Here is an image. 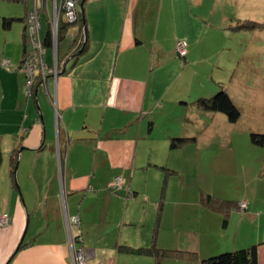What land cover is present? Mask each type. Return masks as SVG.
Returning <instances> with one entry per match:
<instances>
[{
  "label": "crops",
  "instance_id": "0c3cea01",
  "mask_svg": "<svg viewBox=\"0 0 264 264\" xmlns=\"http://www.w3.org/2000/svg\"><path fill=\"white\" fill-rule=\"evenodd\" d=\"M225 2L86 0L84 52L68 62L81 23L64 24L57 56L65 71L39 83L33 96L26 93L21 67L31 46L24 41L26 21L40 7L42 33L49 34L56 5L0 0V18H16L9 29L0 28L5 42L14 24L20 25L18 37L0 52V216L10 218L0 227V264H73L67 215L80 217L76 245L85 248L90 264H154L152 256L121 247L154 242L167 247L183 233L190 234L189 246L200 254L211 244L229 250L259 244L264 264V208L260 220L250 212L238 216L243 223L234 227V209L224 224L221 212L204 203L202 194L195 196L196 180L205 192H217L216 172L230 154L216 150L214 141L221 126L234 130L225 114L197 103L222 85L234 100L230 85L237 61L223 53L227 20L217 17ZM179 41L188 45L184 58L176 49ZM55 56L54 47H48L45 60L51 65ZM6 59L9 65L2 64ZM181 137L189 141L171 148V139ZM214 172L215 186L208 179ZM117 176L126 179L134 195L110 190ZM32 214L44 220L33 233L49 239L43 248L26 243L13 256Z\"/></svg>",
  "mask_w": 264,
  "mask_h": 264
},
{
  "label": "rangeland",
  "instance_id": "374dc122",
  "mask_svg": "<svg viewBox=\"0 0 264 264\" xmlns=\"http://www.w3.org/2000/svg\"><path fill=\"white\" fill-rule=\"evenodd\" d=\"M236 1V5L231 4V0H226L225 5L222 3L220 8L223 10L225 9V11L221 10L220 12H217V17L224 15L225 19L227 20V22H224L225 24L222 23L225 30L229 33L228 38L224 41V46L226 49L223 50V53H225V55L227 54V56H234L237 61L236 68L233 70L234 73L231 76L232 82L230 88L232 95L234 96L235 104L241 112V117L236 123H228L232 125L234 130H229L226 127V129H224L222 126L220 127V137L217 138L218 140L214 141L215 149H221V153L230 154L229 161L227 163H221L218 172H216L219 186H217L218 188H214L217 190V192L214 193V191L209 188L207 193L223 200H238L237 204L235 203L236 206L234 207V210L238 215H234L236 220L235 225L233 226L239 227L240 223H243V221L239 222L241 217L238 216H244L252 212L258 215V220H260L261 213L263 212L264 208V175L262 172L264 170V150L262 147L253 144L250 139V135L253 132L264 133V0ZM1 8L4 9V7ZM246 10L249 12H246ZM1 13L7 12L3 10ZM1 15L0 28L1 26L3 27V17L6 14ZM249 21L258 24L256 27L251 29L237 28L240 26V24ZM62 22H64V16L62 18ZM14 27L15 28L11 29L10 32H7L9 33V40L6 42V33L3 31V28V30L0 29L2 32H4V34L2 33L0 35V52L3 50V46L5 47L6 43L12 42V38L15 39L18 37L20 25L16 23L14 24ZM21 30L22 28L20 29V32ZM66 40L68 42L70 39L68 38ZM187 47L188 45H186V48ZM179 48L180 50L185 49L183 44H181ZM29 50H31V46L29 47ZM179 56L182 57L180 54ZM19 59L20 58H18V60ZM223 134H232L234 137L230 138V140H227ZM222 149H225V152ZM233 153L234 155H232ZM216 173L214 172L208 177L209 183H211V185H214V176ZM118 177L123 176H117L116 178ZM172 180L176 179L174 178ZM190 180L195 181L196 176ZM114 181L111 183L110 187ZM172 185H176V181H174ZM194 186L198 188V190L195 191V196H197L198 193V196L200 197L205 191L202 189L203 186H201V182L196 180ZM124 189H127L128 195H130L132 192L128 184H126V186L121 190ZM110 190L113 192L121 191L111 188ZM163 190L164 184L162 183L157 195L161 196ZM250 200H252L255 205L253 203L248 205V201ZM87 205L88 202L84 204L83 208L85 209ZM33 215L34 214H32V216ZM43 222L44 220H37L35 215L32 217L31 221H27L26 227L24 229L25 231L26 228H28L27 234L25 235V243L33 242L34 245L32 246L34 248L42 247V245L45 246L49 238H47L45 234L43 236L38 232L35 234L33 233L34 229L36 227H40ZM221 223L223 225V217H221ZM86 227L87 221H85L83 225L84 232ZM263 228L264 220L261 222V229ZM189 235L190 234L188 233H183L181 235L177 234L174 237L176 241L175 244H168L170 246L162 247L163 250H168V254L161 259L162 264H201L203 258L218 255L227 251H232L227 248L228 246L220 245L213 247L211 244L210 250L206 254H195L192 252L193 249L189 246L191 242V237ZM21 238L19 240H21ZM77 240L78 239L74 240L75 245ZM68 241L70 242V239L67 240V246ZM26 246L28 245H25L24 247ZM76 247H80L78 246V243ZM74 249V245H72V252H74ZM39 250L41 251V249ZM74 257L75 260H77V254H72V262ZM38 260L39 259H36V262ZM151 260L154 261L155 264L156 259L151 257Z\"/></svg>",
  "mask_w": 264,
  "mask_h": 264
},
{
  "label": "trees",
  "instance_id": "16d2710c",
  "mask_svg": "<svg viewBox=\"0 0 264 264\" xmlns=\"http://www.w3.org/2000/svg\"><path fill=\"white\" fill-rule=\"evenodd\" d=\"M15 19L16 18H13V17H6V16L3 17V28L9 29ZM79 22L81 23L80 30H79V33H81V39L82 37H85L86 34H85L84 22L82 18V21H76V23H73V24H70L67 22L61 23L60 28H59V38L62 36L63 30H64L63 28L64 24L65 26H72V25L80 24ZM257 24L258 23L249 21V22L240 24V26H238L237 28H240V29L250 28L251 29V28L256 27ZM26 29L27 27H25V30H24L25 43L27 42ZM76 41L77 39L75 38L73 46H75ZM45 42H46L47 47H51L52 45L51 32H49V34L46 35ZM25 55L26 53L24 54L22 58L21 67L24 62ZM38 84L39 82L34 85L31 95L34 96V93H35V90ZM197 103L204 110H208L211 112H220V113L225 114L231 123L238 122L241 117V112L236 106L235 101L233 100V98L231 97V95L229 94V92L223 85L211 97H201L197 100ZM250 139L253 144L258 145L264 149V133L253 132L250 135ZM187 141H189V139L187 138H182V137L173 138L171 139V148H174V149L180 148ZM16 159L17 157H14V160ZM0 162H1V150H0ZM132 195L134 194L132 193ZM202 200L204 203H208L214 210L221 212L223 214L224 224L227 223L230 211L233 210L237 204V201L219 199V198L209 195L205 191L202 193ZM162 210H163V201L160 200L159 208H158V219L160 217L159 214L161 213ZM80 238L81 236H79L77 239H80ZM25 245H26L25 242L22 243L20 249L23 248ZM121 249H124V251L129 252V253H135V254H139L143 256H152L156 259L155 264H161V259L165 255L168 254V250H163V248L157 246L155 242L152 245L146 246V247L133 248V247H128V246H123V248L121 247ZM192 252L196 254L195 251H192ZM201 264H260L259 244H253L249 247L235 249L232 251L220 253L218 255H213L207 258H203L201 261Z\"/></svg>",
  "mask_w": 264,
  "mask_h": 264
},
{
  "label": "built area",
  "instance_id": "2783aa9c",
  "mask_svg": "<svg viewBox=\"0 0 264 264\" xmlns=\"http://www.w3.org/2000/svg\"><path fill=\"white\" fill-rule=\"evenodd\" d=\"M55 3V10L51 20V38L52 45L55 50V59L53 64H49L45 60V55L48 47L46 46V35L42 33V22L40 11L41 8L36 6L33 11L29 13L26 36L27 41L30 42L31 50L25 55L24 62L22 64V70L26 75V93L31 95L32 89L36 83H42L46 81L48 76L57 78L60 73L58 54V43H59V28L62 23V18L64 16V21L70 24L76 23L78 21L79 14V4L81 0H52ZM183 44L185 49L180 50V45ZM177 51L182 56L185 57L187 54L186 43L179 41L177 44ZM9 59L3 60V65H9ZM127 184L124 177H118L115 179L114 183L110 187L114 190H121ZM132 195V192L130 193ZM67 229L69 239L72 245H74V252L77 254V260H73V264H90L88 262V253L83 247H76L74 240L77 239L81 233V222L78 215H67ZM10 222L8 215L0 216V227L7 226Z\"/></svg>",
  "mask_w": 264,
  "mask_h": 264
},
{
  "label": "water",
  "instance_id": "95a60500",
  "mask_svg": "<svg viewBox=\"0 0 264 264\" xmlns=\"http://www.w3.org/2000/svg\"><path fill=\"white\" fill-rule=\"evenodd\" d=\"M85 1L86 0H82V2H81V11H82V13L84 14V3H85ZM83 22H84V28H85V34H86V36H85V41H84V44H83V47L77 52V53H75L71 58H76L77 56H79V55H81L83 52H84V50H85V48H86V46H87V43H88V36H87V32H88V29H87V27H86V20H85V17H83ZM71 59H69L68 60V62L70 61ZM67 62V63H68ZM65 69V68H64ZM63 71H65V70H63ZM50 76H48L47 77V79L49 78ZM47 79H46V81H47ZM45 81V82H46ZM43 121V120H42ZM19 184L17 183V186H18ZM18 188H19V186H18ZM19 191H20V188H19ZM26 233V232H25ZM24 237H25V234H24V236H23V238H22V240L20 241V243H19V245L17 246V248H16V250L14 251V253H13V256H15L16 255V253L19 251V249H20V247H21V245H22V243H23V241H24Z\"/></svg>",
  "mask_w": 264,
  "mask_h": 264
},
{
  "label": "flooded vegetation",
  "instance_id": "af4514ba",
  "mask_svg": "<svg viewBox=\"0 0 264 264\" xmlns=\"http://www.w3.org/2000/svg\"><path fill=\"white\" fill-rule=\"evenodd\" d=\"M81 2L82 0L80 1V4H79V14H78V21H82V18H83V13L81 11ZM77 41L75 43V46L72 50V52L70 53L69 57H68V60L69 59H74V58H71L75 53H77L82 47H83V44H84V41H85V37H82L81 39V33H79L77 35ZM63 62L60 63L59 65V70L60 72L63 70Z\"/></svg>",
  "mask_w": 264,
  "mask_h": 264
}]
</instances>
